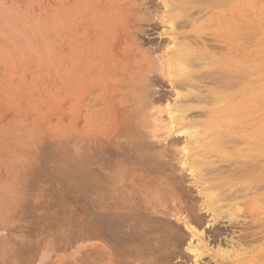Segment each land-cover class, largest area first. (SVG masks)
<instances>
[{"label":"rangeland","instance_id":"obj_1","mask_svg":"<svg viewBox=\"0 0 264 264\" xmlns=\"http://www.w3.org/2000/svg\"><path fill=\"white\" fill-rule=\"evenodd\" d=\"M181 45L188 47L184 74L171 61ZM135 58L143 59V67L135 62L141 69L133 64ZM147 58L154 60L149 62L155 73L145 65ZM147 70L151 78L144 82ZM135 73L143 74L142 82H136ZM224 76L229 79L223 81ZM144 89L155 101L147 100L150 116L142 93L145 103L137 104L144 110L139 109L142 120L135 105ZM260 129L262 137H255ZM263 138L264 0H0V264H103V243L90 240L87 230V170L105 177L116 165L127 168L125 188H135L137 198L155 192L156 200L169 205L178 192L185 210L173 221L185 235L182 249L190 239L194 245L200 239L205 254L198 259L188 250L172 264H264ZM143 139L148 148L140 144ZM126 148L143 150L141 157ZM204 154H209L208 164ZM142 156L155 157L149 164ZM196 163L207 171L199 181L189 170ZM243 164L252 174L238 178L240 196L233 192L235 200H230L239 208V220L230 224L225 214L213 222L211 212L203 209L202 186L220 183ZM150 168L155 172L149 173ZM257 173L263 175L260 183L254 181ZM192 201L203 224L189 216L186 207ZM225 203L220 210L226 212L229 200ZM228 247L238 250L230 259L218 252Z\"/></svg>","mask_w":264,"mask_h":264},{"label":"bare ground","instance_id":"obj_2","mask_svg":"<svg viewBox=\"0 0 264 264\" xmlns=\"http://www.w3.org/2000/svg\"><path fill=\"white\" fill-rule=\"evenodd\" d=\"M168 1V0H167ZM201 3H202V1H201ZM221 4V3H220ZM171 5H173L172 3H171ZM188 6V5H187ZM209 6V5H208ZM166 8H167V6H166ZM194 11V10H193ZM244 14V13H243ZM185 15V14H184ZM182 16H183V14H182ZM236 16V15H235ZM143 17H144V14H143ZM143 17H140L139 19H141V18H143ZM174 22V21H173ZM179 22V21H178ZM171 23V22H170ZM175 23V22H174ZM177 27V26H176ZM229 29V28H228ZM236 29V28H235ZM223 30V29H222ZM194 37V36H193ZM203 37V36H202ZM228 37H229V35H228ZM189 38V37H188ZM192 38V37H191ZM224 38V37H223ZM227 38V37H226ZM228 39V38H227ZM231 39V38H230ZM131 40V39H130ZM191 40V39H190ZM229 40V39H228ZM227 40V41H228ZM224 41V40H223ZM247 43V42H246ZM228 44V43H227ZM232 44V43H231ZM231 44H230V46H231ZM182 46V45H181ZM187 46V45H186ZM182 48V49H181ZM180 49V51H179V54L177 53V55H178V58L177 59H173V60H171L172 61V68L174 69V67L175 68H178V70L180 71V74H184V73H186V72H184V58H183V53L184 52H186L187 53V50H188V47H181ZM179 50V49H178ZM203 51V50H202ZM174 52V53H175ZM146 54V53H145ZM144 54V55H145ZM143 55V56H144ZM190 55V54H189ZM195 55V54H194ZM143 56H142V58H143ZM149 56H151V55H149ZM199 56H201V55H199ZM141 57V56H140ZM146 56H144V58H145ZM148 57V56H147ZM189 57V56H188ZM187 57V58H188ZM192 56H190L189 57V59L191 58ZM227 57H229V56H227ZM140 59V61H141V63L143 62V59ZM152 58V57H151ZM150 58V59H151ZM196 58H198V57H196ZM205 58V57H204ZM211 58V57H210ZM146 59V58H145ZM148 60V58H147V61L145 62L146 64V66H147V62H148V66L149 67H151L150 69H149V71H150V73H152V72H154V63H150V62H152V61H154L153 59H152V61L151 60ZM200 59H203V57L201 56V58ZM199 59V60H200ZM209 59V58H208ZM158 60V59H157ZM188 60V59H187ZM190 60H192V59H190ZM205 59H203V61H204ZM140 61H139V59H137V61H136V58H135V60H134V63L133 64H135V62L137 63V65L139 64V66H141L142 64L140 63ZM150 61V62H149ZM168 62V61H167ZM166 62V63H167ZM200 62V61H199ZM130 63V62H129ZM153 64V65H152ZM161 64V63H160ZM193 64V63H192ZM136 65V64H135ZM135 65H132L133 67H135ZM136 65V69H138V68H140L141 69V67H143V66H141V67H139V66H137ZM153 67H152V66ZM159 65V64H158ZM165 65V64H164ZM169 65V64H168ZM146 68V67H145ZM153 68V69H152ZM230 68V67H229ZM229 68H228V70H229ZM132 69H134V68H132ZM146 70V69H145ZM163 70V69H162ZM166 70H168V67H167V69ZM134 71H135V69H134ZM133 71V72H134ZM149 71L147 70L146 71V75H145V73L143 72V74H144V79L145 80H143V76H141V75H143V74H139V76L137 77L138 78V80L136 81V82H142V80L144 81V82H147V81H149V78H151L150 77V73H149ZM246 71V70H245ZM125 72V71H124ZM127 72V71H126ZM142 72V71H141ZM177 72V71H176ZM148 73V74H147ZM155 73V72H154ZM131 74H132V72H131ZM136 74V73H135ZM134 74V75H135ZM138 74H136V75H138ZM215 74H216V72H215ZM218 74H220V72H218ZM135 75V76H136ZM164 75V74H163ZM212 75L214 76V73H212ZM227 75V74H226ZM120 76V75H119ZM146 76H147V78H146ZM210 76H211V74H210ZM228 76H230V74L228 75ZM184 77V76H183ZM216 77V76H215ZM185 78H186V76H185ZM224 78H225V76H224ZM228 78V77H227ZM227 78H225L223 81H225ZM232 77H230V79H231ZM135 80H136V77L134 78ZM140 79H142L141 81H140ZM178 79V78H177ZM221 79V78H220ZM229 79V78H228ZM238 79H240L239 77H238ZM217 81V80H216ZM221 80H219V82H220ZM232 81H234V80H232ZM122 83H123V81H121ZM143 82V84H145ZM131 83V82H130ZM188 83V84H187ZM185 85H189V83L190 82H187ZM226 83H228L227 81H226ZM132 84V83H131ZM137 84V83H136ZM143 84H137L136 86H138V87H141V86H139V85H143ZM149 84V83H148ZM151 84V83H150ZM149 84V85H150ZM122 85H124V84H122ZM183 85H184V83H183ZM184 85V86H185ZM133 86V85H132ZM147 86V85H146ZM150 86H152V84L150 85ZM149 86V87H150ZM190 86V85H189ZM226 87V86H225ZM231 87V86H230ZM230 87H226V88H230ZM125 88V87H124ZM142 88V87H141ZM140 88V89H141ZM148 88V87H147ZM193 88V87H192ZM128 89H129V87L126 89L127 90V92H128ZM131 90L132 89H130L129 91L131 92ZM138 89H135L134 91H137ZM145 91H146V89H144ZM147 90H150L149 88L147 89ZM187 90V89H186ZM189 90V89H188ZM243 91H245V90H243ZM122 92V91H121ZM129 92V93H130ZM184 92V91H183ZM128 93V95L130 96V94ZM145 95V97H146V99L143 97L144 95ZM162 93V92H161ZM127 94V93H126ZM125 94V95H126ZM133 94V93H132ZM147 94H149V91H146V94L144 93V92H141V96H140V100H139V98H138V100L139 101H136V108H135V110L136 109H140V110H142V108L143 107H138L137 106V104L138 103H142L143 102V104L145 103V100L147 101V100H149V98H150V96H151V98L154 100V98L152 97L154 94L152 93V95H147ZM179 94H182L181 92L179 93L178 92V94H177V96L179 95ZM242 94V93H241ZM136 94L134 93V97L136 98V96H135ZM140 95V94H139ZM156 95V94H155ZM186 95V94H185ZM132 96V97H133ZM156 96H158V95H156ZM159 96H160V94H159ZM183 96V95H182ZM258 96V95H257ZM125 96H123V98H124ZM259 97V96H258ZM135 98H134V100L133 101H135ZM160 98H162L161 96H160ZM204 98V97H203ZM145 99V100H144ZM157 99V98H156ZM159 99V98H158ZM211 99H214V98H211ZM127 100V99H126ZM182 100V99H181ZM186 100V99H185ZM155 101V100H154ZM125 102H130V101H125ZM149 102H152V101H150L149 100ZM148 101L146 102V105L145 106H147L146 107V109L147 108H150V106L151 105H147L148 103H149ZM243 102V101H242ZM153 103V102H152ZM151 104V103H150ZM129 105H130V103H129ZM128 105V106H129ZM241 105V104H240ZM239 105V106H240ZM154 106V105H153ZM233 106H235V105H233ZM130 107V106H129ZM132 107V106H131ZM230 108V107H229ZM237 108H239V107H237ZM241 109H242V107H240ZM239 108V109H240ZM244 108V107H243ZM123 109H125V108H123ZM126 109H128L127 107H126ZM133 109H134V107H133ZM231 109H233L232 107H231ZM230 109V110H231ZM238 109V110H239ZM248 109V108H247ZM140 110H139V112H140ZM147 110H150V112H151V109H147ZM146 110V111H147ZM229 110V109H228ZM229 110V111H230ZM133 112H136V111H134V110H132ZM131 111V112H132ZM142 111H144V110H142ZM138 112V114H140V116H141V118H142V120L144 119V117H142L143 115L141 114V113H143V112ZM154 111V110H153ZM186 111V110H185ZM227 111V110H226ZM148 112V115H152V112L150 113L149 111H147ZM157 112H160V111H157ZM124 113L126 114L127 112H125L124 111ZM174 113H176V112H174ZM128 114V113H127ZM135 114V113H134ZM154 114V113H153ZM176 114H178L179 116L181 115V117H184L185 115L183 114V113H180V112H178V113H176ZM129 115H131V114H129ZM136 115V114H135ZM174 115V114H173ZM177 115V116H178ZM182 115H184V116H182ZM176 116V115H175ZM176 116V118H178ZM129 117V116H128ZM137 117V116H136ZM135 117V118H136ZM153 118H155V117H153ZM137 119V118H136ZM138 119H140V117L138 118ZM156 119V118H155ZM134 121H135V119H134ZM137 121V120H136ZM127 122V121H126ZM172 124V123H171ZM135 125H136V123H135ZM231 125V124H230ZM262 126V125H261ZM143 127V126H142ZM258 127H260V126H258ZM257 127V128H258ZM263 127V126H262ZM144 128V127H143ZM256 128V127H255ZM172 129V128H171ZM133 130V129H132ZM193 130V129H192ZM262 129H260L259 131H257V135L255 136V137H262V136H260V131H261ZM124 131H125V127H124ZM148 131V130H147ZM194 131V130H193ZM222 131V130H221ZM128 132V131H127ZM133 132V131H132ZM135 132V131H134ZM191 134H192V132L191 131H189ZM189 132L187 133V135L189 134ZM195 132V131H194ZM233 132V131H232ZM254 132H256L255 130H254ZM263 132V131H262ZM221 133V132H220ZM229 133V132H228ZM123 134V133H122ZM126 134V133H125ZM125 134H123V135H125ZM129 134V133H128ZM128 134H127V136H128ZM132 134V133H131ZM144 134H146V133H144ZM226 134H227V132H226ZM137 135V134H136ZM218 135V134H217ZM221 135V134H220ZM220 135H218V136H216L217 138L220 136ZM254 135V134H253ZM121 136V135H120ZM126 136V135H125ZM140 135H137V137H139ZM150 136V135H149ZM189 136V135H188ZM196 136V135H195ZM194 136V137H195ZM129 137V136H128ZM136 137V138H137ZM151 137V136H150ZM153 137V136H152ZM122 138H124L125 139V137H122ZM190 138V137H189ZM216 138V139H217ZM249 138H251V137H249ZM123 139V140H124ZM130 139V138H129ZM134 139V138H133ZM176 139H178V138H176ZM220 138H218V140H219ZM264 139V138H263ZM103 140V139H102ZM131 140V139H130ZM148 140V139H147ZM147 140H144L143 139V141H142V143H140L141 145L143 144V147H145L144 145H146L147 143ZM175 140V139H174ZM174 140H172V141H174ZM227 140V139H226ZM259 140V139H258ZM125 141V140H124ZM124 141H122L123 143H125ZM132 141V140H131ZM135 141H137L136 139H135ZM141 142V140H138V142ZM146 141V142H145ZM222 141V140H221ZM224 141V140H223ZM254 141V140H253ZM260 141V140H259ZM121 142V141H120ZM154 142V141H153ZM158 142V141H157ZM214 142H216V141H214ZM260 142H262V141H260ZM128 143V142H127ZM131 143H133V141L131 142ZM137 143V142H136ZM144 143H146V144H144ZM194 143V142H193ZM223 143V142H222ZM139 144V143H138ZM139 144V145H140ZM98 145V144H97ZM130 145V143L128 144V146ZM132 146H133V144H131ZM134 145H135V143H134ZM137 145V144H136ZM218 145V144H217ZM225 145V144H224ZM115 146V145H114ZM120 146H122V149H123V144H120ZM131 146V147H132ZM147 146V145H146ZM221 146H223V145H221ZM92 147L93 146H91V149H92ZM95 147V146H94ZM136 147H138V145L136 146ZM164 147V146H163ZM212 147V146H211ZM210 147V148H211ZM216 147V149H217V146H215ZM96 148V147H95ZM95 148H93V149H95ZM132 148H134V147H132ZM132 148H126V150H125V152L126 153H128L129 152V150L128 149H131L130 151H132V153L135 155V153L136 152H138V154L137 155H140L139 157H141V154H140V152L141 151H143V150H141V151H138V150H136L135 152H133V149ZM146 148V147H145ZM144 148V149H145ZM147 148H148V146H147ZM150 148V147H149ZM222 148V147H221ZM221 148H219V149H221ZM224 148V147H223ZM222 148V149H223ZM252 148V147H251ZM257 147H255V149H256ZM90 149V148H89ZM125 149V148H124ZM137 149V148H136ZM142 149V148H141ZM222 149H221V151L220 152H222ZM263 149V148H262ZM96 150H97V148H96ZM98 150H99V148H98ZM105 150H106V148H105ZM108 150V149H107ZM190 150V149H189ZM213 150H215V149H213ZM264 150V149H263ZM89 151H91V152H93V150H89ZM99 151H101V150H99ZM99 151H97V152H99ZM112 151V150H111ZM210 151V150H209ZM226 151V150H225ZM255 151V150H254ZM254 151H253V153H254ZM258 151V150H257ZM257 151H256V154H257ZM91 152L89 153V154H91ZM105 152V151H104ZM113 152V151H112ZM123 153H124V151H122ZM187 152H188V150H187ZM201 152V151H200ZM208 152V151H207ZM224 152V151H223ZM252 152V151H251ZM263 152V151H262ZM101 153H103V152H101ZM107 153V152H106ZM116 153V152H115ZM203 153H205L204 151H203ZM208 153H210V152H208ZM216 153V152H215ZM237 153V152H236ZM241 153V152H240ZM239 153V154H240ZM252 153V154H253ZM259 153V152H258ZM261 153V152H260ZM93 154H95V153H93ZM130 154V153H129ZM130 155V157L131 156H134V155ZM195 154H197V152L195 153ZM202 153H200V155H201ZM245 154V153H244ZM96 155H98V156H100L98 153H96ZM95 155V156H96ZM121 155V154H120ZM123 155V154H122ZM126 155H128V154H126ZM136 155V156H137ZM143 155V154H142ZM207 155V154H206ZM248 155H250V154H248ZM89 156V155H88ZM91 156H92V154H91ZM93 157L95 160H96V158H97V161L99 162V160H98V156L97 157ZM103 156V155H102ZM125 155H123V157H124ZM136 156H134V157H136ZM144 156H145V153H144ZM144 156H142L143 157V159L146 157H144ZM167 156V155H166ZM204 156H205V154H204ZM203 155H202V157H204ZM209 156V154L207 155V157ZM213 155H211V157H212ZM225 156V155H224ZM246 156V155H245ZM254 156H257V155H254ZM253 156V157H254ZM114 157H117V156H114ZM122 157V156H121ZM126 157V156H125ZM152 157V156H151ZM153 157H155V156H153ZM152 157V158H153ZM207 157L205 156V158L206 159H204L203 160V162L204 163H206L207 162V164H208V161H209V158L207 159ZM249 157H251V156H249ZM100 158V157H99ZM107 158V157H106ZM112 158V157H111ZM118 158V157H117ZM133 158V157H132ZM137 158H138V156H137ZM151 158V159H152ZM193 158V157H192ZM241 158H243V157H241ZM75 159V158H74ZM93 159V160H94ZM109 159V158H108ZM120 159V158H119ZM123 159V158H122ZM125 159V158H124ZM123 159V160H124ZM134 160H137V162L138 163H141L142 162V159L140 160V159H136V158H133ZM151 159L149 160V158L147 159L148 160V162H149V164H151L152 162H151ZM195 159V158H194ZM201 160H202V158H200ZM200 159H199V162H200ZM213 159V158H212ZM237 159H239V158H237ZM245 159V158H244ZM244 159H243V161H244ZM251 159V158H250ZM89 160V159H88ZM91 160H92V158H91ZM90 160V161H91ZM114 160V159H113ZM113 160H111L113 163H114V161ZM123 160H122V162H123ZM129 160V159H128ZM139 160H140V162H139ZM147 160H146V158H145V162H147ZM153 160H154V158H153ZM208 160V161H207ZM220 160V159H219ZM229 160V159H228ZM249 160V159H248ZM75 161V160H74ZM89 161V162H90ZM103 161V160H102ZM101 161V162H102ZM106 161V160H105ZM104 161V162H105ZM117 161V160H116ZM126 160H124V162H125ZM195 161V160H194ZM194 161H192V162H194ZM206 161V162H205ZM210 161H211V159H210ZM214 161V160H213ZM236 162H237V160H235ZM239 161H242V159L240 160L239 159ZM254 161H256V160H254ZM258 161V160H257ZM261 161V160H260ZM103 162V163H104ZM121 162V161H120ZM131 163H132V161H130ZM134 162V161H133ZM136 162V163H137ZM142 163L143 164V167L144 166H146V164H148V163ZM154 162H156V161H154ZM158 162V161H157ZM161 162L162 161H160L159 163H160V165L158 164V166L159 167H161ZM230 162V161H229ZM251 162V161H250ZM74 163V162H73ZM91 163V162H90ZM95 163V162H94ZM97 163V162H96ZM95 163V164H96ZM119 163V162H118ZM127 163H128V161H127ZM130 163V164H131ZM136 163H134V164H136ZM190 163H191V161H190ZM231 163V162H230ZM240 163V162H239ZM173 164V163H172ZM198 163H196V164H193V165H190L189 166V170H191V172L194 174V172H195V176L193 177V180L195 179V180H198V179H201L204 175H203V172L207 175V171H205V169H204V166H203V164L202 165H197ZM234 164V163H233ZM250 164V163H249ZM263 164V163H262ZM74 165H75V163H74ZM110 165V164H109ZM137 165H139V164H137ZM136 165V166H137ZM153 166H154V163L152 164ZM151 165V166H152ZM227 165V164H226ZM230 165V164H229ZM229 165L227 166V167H229ZM236 165H238V163L236 164ZM235 165V166H236ZM239 165H241V163L239 164ZM253 165V164H252ZM264 165V164H263ZM101 166V165H100ZM150 166V167H151ZM156 166V165H155ZM154 166V167H155ZM209 166V165H208ZM221 166V165H220ZM219 166V167H220ZM243 166H245L244 168H242L241 170H231V172H230V174H229V176L228 177H223L221 180L219 179V181H221L220 183H218V184H216V185H214V186H211V187H209V186H202V188H201V192H200V195H202L203 196V200H202V198H201V200L203 201L202 203V205L204 206V208L203 207H201V208H203V209H205L206 211H210L211 212V215H212V220H213V222L215 221V222H217L218 220H219V217H223V218H226V217H228V222L231 224V223H233V222H235V221H238L239 220V208L236 206L237 204L236 203H231V201L230 200H232L233 198H235L236 197V191H235V188L237 187V185L239 184V183H241V182H239L238 180V178L240 177V176H247L248 177V175H250L251 176V172L249 171V168H248V171H247V169H246V166H247V164H243ZM258 166H259V164H258ZM77 167V166H76ZM75 167V168H76ZM142 166H140L139 165V169L138 170H141L140 168H141ZM149 167V166H148ZM159 167H155V168H157V170H158V168ZM162 167H163V162H162ZM162 167H161V169H162ZM174 167V166H173ZM211 167V166H210ZM213 167V166H212ZM239 167V166H238ZM255 167V166H254ZM70 168V167H69ZM79 168V167H78ZM147 168V167H146ZM145 168V169H146ZM206 168V167H205ZM213 168H215V167H213ZM217 168V167H216ZM144 169V168H143ZM237 169H239V168H237ZM262 169V168H261ZM70 170V169H69ZM73 170V169H72ZM81 170V169H80ZM79 170V171H80ZM98 170V169H97ZM133 170H135V169H133ZM148 170V172L150 173V171L149 170H151V168L150 169H147ZM159 170H160V168H159ZM263 170V169H262ZM87 171H90V172H87ZM86 172L89 174V178H88V182H86L87 183V185H86V191H88L87 193H88V195H87V197H85V198H88V206H87V215H88V218H87V230H88V233H89V238H90V240H95V239H99V240H101V242L103 243V264H172L173 263V259L174 258H176V257H182V254H184L186 251L188 252V250L192 253V252H195V253H198L199 255H197V258L199 259L200 257H201V254H203L202 252H204V250H201V248H202V246L204 247V244L202 245L201 244V242L202 241H200V239H198V243H196V245H194L193 243L194 242H192V240L190 239L186 244L188 245V243H189V246L187 247V248H185L184 250L182 249L183 248V243L185 242V235H183L182 233H181V231L182 230H180V225L178 226L177 224V221H176V223H174V221H173V218H176V219H180L179 217V214L182 212V210L184 211L185 210V206L184 205H182V203L180 202V203H178V201H179V197H178V192H177V194H176V192H174V194L171 196V199L170 198H167V193H166V195H165V199H170V201L169 202H172L173 204H167V203H161V201H160V198H158L157 200L155 199L157 196H159L158 195V193H156V194H154L155 192H149V191H147L145 188V190L147 191V192H145L144 194H145V197H143V198H137L136 196H135V188L133 189V187L132 186H130V188L129 187H127V188H125V183H124V179H125V177L127 176L126 174H127V168L124 166H122V165H116V166H114V171L112 172L111 171V173H109V174H107L105 177L104 176H102V175H98V174H96V173H94V170H93V168H91V169H88ZM136 171H137V169H136ZM135 171V172H136ZM141 171H144V170H141ZM152 171V170H151ZM153 171L155 172V169L153 168ZM152 171V172H153ZM255 171V170H254ZM85 172V173H86ZM145 172V171H144ZM153 172V173H154ZM159 172V171H158ZM163 172V171H162ZM174 172H176L175 170H174ZM262 172H264V170L262 171ZM261 172V173H262ZM81 173V172H80ZM101 173V172H100ZM137 173H139V172H137ZM165 173V172H164ZM261 173H257L255 176H254V181L256 182V183H260V182H262V180H263V175L261 174ZM130 174V173H129ZM152 174V173H151ZM213 174V173H212ZM175 175H177V174H175ZM175 175H173V177L175 176ZM179 175V174H178ZM227 175H228V173H227ZM150 176V175H149ZM159 176V175H158ZM218 176V175H217ZM216 175H214L213 177H217ZM78 177H79V175H78ZM82 177V176H81ZM87 177H88V175H87ZM128 177V176H127ZM140 177V176H139ZM180 177V176H179ZM179 177H177V178H179ZM84 178V177H83ZM129 178V177H128ZM176 178V177H175ZM181 178H183V177H181ZM244 178V177H243ZM76 179V178H75ZM87 178H85V180H86ZM131 179V178H130ZM202 179H204V178H202ZM211 179V178H210ZM214 179V178H213ZM212 179V180H213ZM184 180V179H183ZM208 181H209V178L207 179ZM140 181V180H139ZM138 181V182H139ZM142 181V180H141ZM156 181V180H155ZM176 181V180H175ZM182 181V180H181ZM199 181V180H198ZM201 181H203V180H201ZM253 181V180H252ZM253 181V182H254ZM129 182V181H128ZM127 182V183H128ZM137 182V181H136ZM158 182V181H157ZM161 182V181H160ZM159 182V183H160ZM180 182V181H179ZM205 182H207V181H205ZM217 182H218V180H217ZM244 182H249V181H244ZM244 182H243V184H244ZM254 182V183H255ZM149 183V182H148ZM169 183V182H168ZM184 183V182H183ZM211 183V182H210ZM247 183H245V185L247 184ZM253 183V184H254ZM83 184V183H82ZM130 184H132V183H130ZM138 184V183H137ZM141 184V183H140ZM161 184V183H160ZM163 184V183H162ZM182 184V183H181ZM181 184L179 185L180 186V188H181ZM213 184V183H212ZM242 184V185H243ZM139 185V184H138ZM142 185V184H141ZM163 185H165V184H163ZM183 185V184H182ZM202 185V184H201ZM200 185V186H201ZM241 185V186H242ZM84 186H85V184H84ZM177 186V185H176ZM249 186V185H248ZM254 187H255V185H253ZM261 186H263V185H261ZM143 187V186H142ZM191 187V186H190ZM189 187V188H190ZM196 187V186H195ZM242 187H245L244 185L242 186ZM138 188V187H137ZM168 188L169 189H172V188H174V187H172V184L171 185H169L168 186ZM167 188V189H168ZM188 188V187H187ZM188 188V189H189ZM193 188V187H192ZM191 188V189H192ZM198 188V187H197ZM200 188V187H199ZM198 188V189H199ZM233 188V189H232ZM249 188V187H248ZM247 188V189H248ZM251 188V187H250ZM249 188V189H250ZM260 188V187H259ZM263 188V187H262ZM149 189V188H148ZM156 189V188H155ZM176 189V188H175ZM179 189V188H178ZM182 189V188H181ZM186 189V188H185ZM188 189H186V190H188ZM256 189V188H255ZM255 189H253L252 188V192H253V190L254 191H256ZM258 189V188H257ZM180 190V189H179ZM190 190V189H189ZM258 190H260V189H258ZM140 191H141V189H140ZM154 191V190H153ZM158 191V190H157ZM175 191V190H174ZM182 191V190H181ZM238 191V190H237ZM240 191V190H239ZM239 191H238V195H239ZM263 191V190H262ZM84 192V191H83ZM142 192H143V189H142ZM163 192V191H162ZM167 192V191H166ZM233 192H235V196H234V194H233ZM246 192V191H245ZM245 192H244V194H245ZM260 192H261V190H260ZM86 193V194H87ZM188 194H189V192H188ZM254 194V193H253ZM258 194V193H257ZM256 194V195H257ZM186 195H187V193H186ZM185 195V196H186ZM237 195V196H238ZM142 196V195H141ZM169 196V195H168ZM188 196V195H187ZM187 196L185 197V198H187ZM232 196H234V197H232ZM240 196V195H239ZM161 197V196H160ZM163 197H164V195H163ZM191 197V196H190ZM192 197H194L195 198V196L193 195ZM232 198V199H231ZM260 198H262V197H260ZM258 197H257V200H256V202L258 201ZM226 200H229V204L227 205V208H225L227 211L225 212V211H221L220 209L221 208H223V206L224 205H226V203H225V201ZM235 199H233V201H234ZM260 200V199H259ZM185 201H187V199H185ZM232 201V202H233ZM237 201V200H236ZM235 201V202H236ZM238 201H239V199H238ZM163 202V201H162ZM168 202V201H167ZM251 202V201H250ZM256 202H254V205H255V203ZM262 202H263V200H262ZM179 205H178V204ZM184 203H186V202H184ZM183 203V204H184ZM198 203H200V201L198 202ZM260 203V202H259ZM253 203H251V205H252ZM198 204L196 203H194L193 201L190 203V204H188L187 205V210L190 212V214H189V216L190 215H192V218H193V220H195L197 223H200V224H203V223H201V222H203L202 221V217H201V215L200 214H198L196 211H197V209H196V206H197ZM201 206V205H200ZM199 207V206H198ZM224 209V210H225ZM201 211V210H200ZM201 213V212H200ZM202 214V213H201ZM226 214V215H225ZM188 215V214H187ZM210 215V214H209ZM226 217H225V216ZM189 216L187 217L188 218V221H189V219H191V218H189ZM186 219V218H185ZM221 219V218H220ZM254 219L256 220V219H260V216L257 218V216H255L254 217ZM253 219V220H254ZM173 222V223H172ZM195 222V223H196ZM210 222V221H209ZM255 223H257V222H255ZM259 223V222H258ZM171 224H173V225H171ZM200 224H199V226H200ZM228 224V223H227ZM197 225V224H196ZM212 225V224H211ZM214 225V224H213ZM255 225V224H254ZM210 226V225H209ZM253 226V225H252ZM212 227V226H211ZM209 228V227H208ZM213 228V227H212ZM215 229V228H214ZM179 230H180V232H179ZM186 230V229H185ZM194 230V229H193ZM197 230V229H196ZM195 230V231H196ZM246 230V229H245ZM192 231V230H191ZM199 231V230H198ZM203 231H205V230H203ZM213 231V230H212ZM199 232H201V231H199ZM214 232V231H213ZM244 232V231H243ZM193 233V232H192ZM203 233V232H202ZM201 233V234H202ZM204 234H205V232H204ZM194 235H196V234H194ZM193 235V236H194ZM263 235V234H262ZM203 236V235H202ZM226 236V235H225ZM244 236V235H243ZM231 237V236H230ZM186 238H188V237H186ZM217 238H218V236H217ZM226 239H227V237H225ZM230 239V238H229ZM231 239H232V237H231ZM257 239V238H256ZM233 240V239H232ZM259 240H260V238H259ZM230 241V240H229ZM236 241H239L240 242V240L238 239V240H236ZM231 242V241H230ZM233 242V241H232ZM232 242H231V244H232ZM242 242V241H241ZM211 243V242H210ZM225 243H227V242H225ZM229 243V242H228ZM232 245H235V244H232ZM256 245V244H255ZM218 246V245H217ZM238 246H240V245H238ZM234 247V246H233ZM187 249V250H186ZM231 248H227V249H223V248H218V252H219V254L222 256V257H224V258H227V259H230V258H232V255L233 254H236V253H238V250L235 248V249H231ZM181 250H182V252H181ZM94 251V250H93ZM186 252V254H189V253H187ZM207 252V251H206ZM263 252V251H262ZM261 252V253H262ZM93 253V252H92ZM96 254V253H95ZM204 254H205V252H204ZM208 254V253H207ZM259 254H260V252H259ZM263 254V253H262ZM93 255H94V253H93ZM191 255V254H190ZM213 255V254H212ZM237 255V254H236ZM184 256H186L185 254H184ZM183 256V257H184ZM188 256V255H187ZM196 256V255H195ZM203 256V255H202ZM258 256V255H257ZM256 256V257H257ZM260 256V255H259ZM91 257V256H90ZM93 257V256H92ZM189 257H191V256H189ZM235 257V256H234ZM262 257H264V254H263V256H261L260 258H262ZM213 258V257H212ZM252 258V257H251ZM255 258V257H254ZM259 258V257H258ZM91 259V258H90ZM215 258H213V260H214ZM253 259V258H252ZM92 260H94V259H91L90 260V262L92 263ZM212 260V261H213ZM216 260H219V259H216ZM252 261V260H251ZM256 261H258V263H259V259H257ZM263 261V260H262ZM248 262V261H247ZM216 263V262H215ZM221 263H222V261H221ZM225 263V262H224ZM228 263V262H227ZM226 263V264H227ZM233 263H234V261H233ZM251 264H252V262H250ZM232 264V263H231ZM245 264V263H244ZM255 264V263H254ZM257 264V263H256Z\"/></svg>","mask_w":264,"mask_h":264}]
</instances>
